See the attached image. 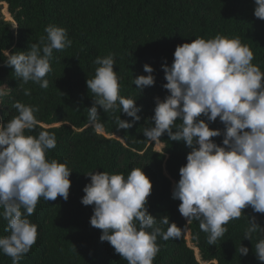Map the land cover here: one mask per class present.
Instances as JSON below:
<instances>
[{"label":"trees","instance_id":"trees-1","mask_svg":"<svg viewBox=\"0 0 264 264\" xmlns=\"http://www.w3.org/2000/svg\"><path fill=\"white\" fill-rule=\"evenodd\" d=\"M5 4L14 24L0 17V85L9 87L8 94L0 98V123L18 115L12 107L17 101L38 108L34 113L38 124L26 129L25 135L38 137L41 131L54 134L56 147L46 150V158L66 163L72 171L68 200L41 198L28 217L37 226V240L19 264H128L109 242L100 240L102 230L90 225L94 206L83 205L81 199L84 187L91 182L87 173L104 171L127 177L133 169H143L153 184L146 207L156 217L155 226L166 231L169 225L161 219L167 216L181 228L179 239L157 237L160 251L153 264H262L254 246L264 233H253L252 241L244 240V233L248 217H255L264 227V213L254 212L251 206L245 208L244 215L225 225V235L209 244L200 222L193 219L187 223L178 210L181 201L172 198L191 148L183 141L170 140L165 133L159 140L164 148L158 151L156 142L143 135L145 128L154 126L150 118L156 98L163 100L169 95L163 87L167 81L162 65L171 66L178 45L217 35L239 39L252 50V63L264 72V20L255 17L254 0H0V7ZM49 25L66 29L72 44L53 50L51 70L44 78L49 84L42 88L16 77L6 59L9 53L28 51L29 45L39 44ZM110 54L120 96L136 100L141 108V119L129 129L117 126V117L129 122L134 119L120 108L100 109L99 128L88 120V109L96 97L86 81L99 67L96 59ZM146 64L154 69L155 84L140 91L133 80L149 75L144 71ZM26 89L30 95L24 94ZM198 119H204L212 129H224L219 118L215 122L203 115ZM180 123L178 119L176 124ZM212 139L222 146V135ZM7 223L0 215V237L9 234ZM188 232L193 246L188 243ZM241 246L248 247L247 256L237 251ZM0 264H12V259L0 252Z\"/></svg>","mask_w":264,"mask_h":264},{"label":"clouds","instance_id":"clouds-1","mask_svg":"<svg viewBox=\"0 0 264 264\" xmlns=\"http://www.w3.org/2000/svg\"><path fill=\"white\" fill-rule=\"evenodd\" d=\"M254 15L264 20V0H254ZM46 38L29 45L28 51L8 55L6 66L13 69L24 83L33 81L48 87L44 79L50 72L53 50L70 47L66 29L54 25L45 28ZM42 46V47H41ZM252 50L239 39L217 35L213 39L197 38L178 45L171 66L162 65L169 92L163 100L156 98L151 128L143 135L158 142L167 133L172 141H183L191 148L187 163L179 170L172 198L179 200V212L187 223L200 222L214 245L228 229L225 225L239 219L249 206L256 213H264V72L252 63ZM95 75L87 79L88 89L95 95L94 105L88 109L91 126L97 123L100 109L115 111L134 118L131 122L117 117L119 129H129L141 117L136 100L119 94V81L114 70V57H98ZM149 75L133 80L140 91L155 84L154 69L144 66ZM7 84L0 85V98L8 92ZM30 95V90H24ZM118 102V103H117ZM18 115L0 123V215L8 222V235L0 237V252L12 259V264L26 255L37 240V226L28 219L38 201L69 198L72 171L66 163L46 158V150L56 147L55 135L41 131L38 137L25 135L38 124L34 113L38 108L17 101L12 105ZM209 122L219 118L224 129H212ZM182 121L179 125L177 120ZM176 129L175 131L173 129ZM223 136L222 146L212 138ZM81 203L92 205L90 225L102 230L100 240L107 241L128 264H153L160 251L157 237L179 239L181 228L164 216L161 223L166 231L156 227V217L146 207L153 188L143 169L123 174L89 172ZM244 215V214H243ZM248 217V216H246ZM244 240L253 233H264L255 217L249 218ZM137 222L139 227H137ZM151 229V231H148ZM257 259L264 264V238L255 244ZM237 251L247 256L248 247Z\"/></svg>","mask_w":264,"mask_h":264},{"label":"rangeland","instance_id":"rangeland-1","mask_svg":"<svg viewBox=\"0 0 264 264\" xmlns=\"http://www.w3.org/2000/svg\"><path fill=\"white\" fill-rule=\"evenodd\" d=\"M0 17H4L6 21H9V22L14 24V21H13L11 15L8 12V7L5 6V5H4V7H0ZM163 148H164V146L162 144L158 145V142H156V149L158 151H162ZM187 239H188L189 245L193 246V244L191 243V236L187 237ZM196 255H197V258L199 260H201L199 252H196Z\"/></svg>","mask_w":264,"mask_h":264},{"label":"bare ground","instance_id":"bare-ground-1","mask_svg":"<svg viewBox=\"0 0 264 264\" xmlns=\"http://www.w3.org/2000/svg\"><path fill=\"white\" fill-rule=\"evenodd\" d=\"M4 4V3H3ZM5 6H7L6 4H5ZM160 144H162V143H160L159 141H158V145H160ZM190 236V233L188 232V237ZM196 252H199L198 251V249H196Z\"/></svg>","mask_w":264,"mask_h":264}]
</instances>
